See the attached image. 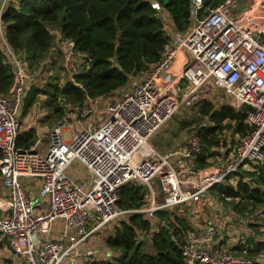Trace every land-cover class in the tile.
<instances>
[{
    "label": "built area",
    "instance_id": "1",
    "mask_svg": "<svg viewBox=\"0 0 264 264\" xmlns=\"http://www.w3.org/2000/svg\"><path fill=\"white\" fill-rule=\"evenodd\" d=\"M20 1L0 0V46L14 73L9 93H0V236L23 264H82L101 253L94 247L85 251L83 245L102 235L104 228L111 230L108 236L113 234L119 225L113 223L123 221V216L140 213L155 219L157 211L192 210L194 203L207 200L210 189L227 180L234 182L240 169L264 164V10L250 13L254 3L240 11L247 0H222L199 19L202 3L192 0V25L181 32L156 0H147L163 18L169 36L160 60L141 78L133 76L117 93L108 94L101 121H87L67 139L68 126L62 120L52 127L45 147L21 148L19 134L32 128L21 126L22 111L30 90L41 88L44 76L51 72L54 51L66 63L80 62L78 67L88 62L87 55L59 33L48 58L32 70L27 55L8 44L2 21L5 9L18 7ZM212 91H222L237 109L247 108L245 122L250 129L231 156L198 166L203 150L197 129L182 147L158 152L151 139L184 104ZM98 100H85L80 115L95 114ZM74 163L83 168L80 179L70 172ZM24 179L37 181L36 196L27 193ZM127 183L148 189L138 208L118 206L119 191ZM216 226L209 222L202 239L186 232L184 260L188 264H254L235 251L211 248L209 244L221 237Z\"/></svg>",
    "mask_w": 264,
    "mask_h": 264
},
{
    "label": "trees",
    "instance_id": "2",
    "mask_svg": "<svg viewBox=\"0 0 264 264\" xmlns=\"http://www.w3.org/2000/svg\"><path fill=\"white\" fill-rule=\"evenodd\" d=\"M156 1L169 13L177 30H189L192 25V0ZM200 1L199 19L222 2ZM2 21L8 44L14 51L27 55L32 70L48 58L54 43L51 30L54 28L70 40L76 51L87 55L88 65L84 69L74 73L62 88L57 84L53 86L47 104L48 117L57 121L64 116V109L59 104L61 98L79 107L87 99L111 94L125 86L130 77L145 73L158 62L170 42L163 18L147 0H21L18 7L10 5L5 9ZM13 80L12 65L6 61L0 46L1 94L9 93ZM37 89L34 87L29 92L25 111L33 105L39 92ZM197 114L211 123L197 129L203 150L197 160L200 167L207 164L209 150L221 145V134L226 128H232L241 137L250 129L245 122L247 108H235L215 91L206 94L199 102ZM38 138V130L30 128L19 134L17 144L21 148H30ZM258 166V172L248 170L245 174L264 183V164ZM238 187L237 191L223 185L215 189L225 196L236 197L243 193L248 200L264 203V191L260 187L251 189L242 180L238 182ZM144 197L141 185L127 183L119 191L118 206L121 209L138 208L143 204ZM155 219L159 225L152 233L151 219L140 213L130 214L127 221H121L106 239L107 247L114 252L112 258L87 264H188L182 253L188 230L186 219L168 210L157 211ZM140 233L145 239L151 234L148 239L150 250H145L144 243L138 241ZM256 246L259 249L258 243ZM235 250L239 253L253 252L246 245Z\"/></svg>",
    "mask_w": 264,
    "mask_h": 264
},
{
    "label": "rangeland",
    "instance_id": "3",
    "mask_svg": "<svg viewBox=\"0 0 264 264\" xmlns=\"http://www.w3.org/2000/svg\"><path fill=\"white\" fill-rule=\"evenodd\" d=\"M255 1L256 0H247L245 3L241 4L240 11L245 6H250V4H253ZM260 7L262 10H264L263 0H260ZM51 30L53 31L55 43V37L59 35V31L55 28ZM165 31L167 33L166 28ZM54 54L56 55V62L53 64L51 72L44 76L42 80L44 82L40 84L42 85L41 88L37 89L39 92L37 93V95H35L33 105L29 109H27V111L23 109L20 118L22 127H27L28 125H30L32 128L35 127L38 129V131L40 130L41 135H39L40 137L37 139V144L44 147L46 142L48 141L47 136L52 127L62 120H65L68 126V130L65 132L67 139L72 130H78L87 121H101L105 116L103 110L110 96L106 95L99 97L98 103L95 105L96 113L90 115L87 118L80 115L79 109L81 108V106H73L69 103H66L61 98L59 104L64 109L63 119L57 121L56 119L49 118V107L47 104L51 96L50 93L53 92V86L57 84L60 88H62L64 84L69 80V78H71V76L73 75L72 73L75 70L78 71L82 68L84 69V67L86 66L81 65V67H78V64L80 62L76 61L73 63L72 61L66 63L65 58L60 53H56V51H54ZM40 65H38L35 70L40 68ZM143 74L144 72L137 74L134 78L139 79ZM49 83L51 85H49ZM216 92L225 97L222 91ZM115 93H117V90L112 92V94ZM202 99L204 98H201L198 101L190 104H184L179 109V111L161 128V132L153 137L152 140L159 150L162 149L163 153H167L169 151L177 149L178 147H182L192 131L200 128V126L203 127V124H206V126L211 125L208 119H203L197 114V106ZM227 123L228 122H225V124ZM240 138L241 136L236 134L232 130V128H226L221 134V145L209 150L208 157H210V160L209 162H207V164L209 165L229 158L234 152L235 145L238 143ZM245 169L249 170L252 169V167ZM258 169L259 166L258 168L253 167L252 171L258 172ZM70 172H72L78 179L83 177V168L79 163H74ZM237 175L238 176L235 177L234 182L227 180L223 184V186H230L232 187V189L237 191L239 188L237 182L242 180L251 189L260 187V189L264 191V183L258 182L256 178H250L246 176L244 169H240ZM237 177L238 181L236 182ZM23 185L29 195L36 196L38 194V183L34 179H24ZM1 195L2 192L0 191V198ZM206 203H208L207 208L202 210L200 213L195 212L193 214H187L186 211H188V207L185 208L186 211H184V209H181V213H178V209L173 211L180 217H187V220L190 224H194L195 222H197L201 226L205 225L206 227L209 222L217 223V235H221L220 239L223 242V247H225V249L239 253L235 249L241 245H246L251 248L253 252L250 254L246 251L239 254H243L252 259L254 264L264 263V203L261 204L251 199L248 200L244 197L243 193L236 197L225 196L224 193L222 194L216 189L210 190L208 192ZM147 204L148 203H146V205ZM195 209H197L196 206L192 210ZM127 218L128 217L125 215L121 219L123 221H127ZM151 221L152 229L156 228L159 223L158 220L151 218ZM119 223L120 221H115L113 225ZM109 231L110 230L108 228H104L102 230V235H106V233H108ZM53 232L55 233V230H53ZM150 236L151 234H149L145 239L144 235H141L140 241L144 243L143 246L145 250L151 249L148 242V239L151 238ZM98 239L100 242H102L104 238L97 236L96 240L98 241ZM96 240L92 241V244L96 245L97 247L100 244L103 248V245ZM0 241H2L3 243V247L0 251V264H20L18 258L9 248L7 241L4 240L1 236ZM257 243L258 245H260L259 249L256 246ZM89 247L90 245H85L83 248L86 251L87 249H89ZM100 250L102 251L101 248ZM112 254H114V252ZM99 259V255L94 256L92 259H89L82 264H87L91 261H99Z\"/></svg>",
    "mask_w": 264,
    "mask_h": 264
},
{
    "label": "crops",
    "instance_id": "4",
    "mask_svg": "<svg viewBox=\"0 0 264 264\" xmlns=\"http://www.w3.org/2000/svg\"><path fill=\"white\" fill-rule=\"evenodd\" d=\"M257 1V4H256V6L255 7H253V9H252V12H255V11H259L261 8H260V0H256ZM255 1V2H256ZM254 2V3H255ZM239 10H240V7H239ZM261 11V10H260ZM161 132V131H160ZM159 132V133H160ZM158 133V134H159ZM40 137V136H39ZM151 143L154 145V147H155V149L158 151V152H160V153H163L162 152V149L161 150H159L157 147H156V145L154 144V142H153V140L151 139ZM37 144V141H36V143L34 144V145H36ZM219 185H217V186H215V187H213L212 189H210V190H215V188H217ZM145 188V187H144ZM217 190V189H216ZM193 206V205H192ZM195 206L197 207V209H195V210H190V209H188V211H186V209L184 208V207H179V208H176V209H178L179 210V212L178 213H181V209H184V211H186L187 212V214H189V213H195V212H198V213H200L202 210H204L205 208H207V206H208V203H206V201L205 202H201V203H194V206H193V208H195ZM176 209H174V210H176ZM183 211V212H184ZM170 213L171 214H175L174 213V211H170ZM175 215H177V214H175ZM180 215H184V214H180ZM178 216V215H177ZM185 218V217H184ZM186 219V223H187V226H188V231H187V233H190L189 235H192V236H195V237H197V238H199V239H202L203 237H204V235H205V225L204 226H201L200 224H198L197 222H195L194 224H190L189 222H188V220H187V217L185 218ZM196 226H198V227H196ZM111 231V230H110ZM110 231H109V233H110ZM101 238H104L103 239V241L102 242H100L99 241V239H98V241L96 240V237L97 236H95V237H91L89 240H88V242L85 244V245H90V247L89 248H93L94 246V248H97V249H99L100 250V248L102 249V251H101V253L99 254V257H103V256H105V257H103V259H101L102 261H105V260H110L111 259V257H108L107 256V254H106V252H109L110 253V255H113L112 254V250L111 249H109L108 247H107V245H106V239H107V236H108V233H106V235H99ZM185 238H186V234H185ZM4 240H6L5 238H3ZM96 240L97 242H100L102 245H103V248H102V246L99 244V246L97 247L96 245H93L92 244V241H94V240ZM7 241V240H6ZM184 242H185V239H184ZM8 243V242H7ZM0 244H1V247H0V251H1V249H2V247H3V243H2V241H0ZM85 245H83V246H85ZM223 242L221 241V239H219V238H217L214 242H212V243H210L209 244V246H211V248H213L214 250H218V251H220V250H224L225 249V247H223ZM9 246V245H8ZM84 249V248H83ZM17 257V256H16ZM18 258V261L20 262V264H23V261H22V259L21 258H19V257H17ZM105 258V259H104Z\"/></svg>",
    "mask_w": 264,
    "mask_h": 264
},
{
    "label": "water",
    "instance_id": "5",
    "mask_svg": "<svg viewBox=\"0 0 264 264\" xmlns=\"http://www.w3.org/2000/svg\"><path fill=\"white\" fill-rule=\"evenodd\" d=\"M156 183H157L159 186H161V183H160V181H159L158 179L156 180ZM147 190H148V189L145 187V188H144V192H146ZM165 226H167V225H165Z\"/></svg>",
    "mask_w": 264,
    "mask_h": 264
},
{
    "label": "bare ground",
    "instance_id": "6",
    "mask_svg": "<svg viewBox=\"0 0 264 264\" xmlns=\"http://www.w3.org/2000/svg\"><path fill=\"white\" fill-rule=\"evenodd\" d=\"M256 4H257V1L253 4V7H255ZM249 12L252 13V9Z\"/></svg>",
    "mask_w": 264,
    "mask_h": 264
}]
</instances>
